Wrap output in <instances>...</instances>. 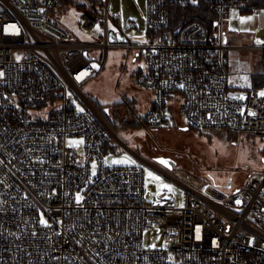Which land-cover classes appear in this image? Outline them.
Segmentation results:
<instances>
[{"label":"built area","instance_id":"obj_1","mask_svg":"<svg viewBox=\"0 0 264 264\" xmlns=\"http://www.w3.org/2000/svg\"><path fill=\"white\" fill-rule=\"evenodd\" d=\"M201 1L213 27H171L173 5ZM250 1L148 0L149 30H164L134 43L111 40L109 22L122 17L110 0H0V264H264V172L230 192L185 184L183 205L168 185L149 198L143 166L107 164L117 135L83 91L110 48H137L147 65L137 82L156 92L149 127L168 123L169 99L182 94L190 127L264 137V64L255 83L229 55L264 44L227 43L229 12L262 9ZM59 4L84 10L83 30L103 38L60 25Z\"/></svg>","mask_w":264,"mask_h":264},{"label":"rangeland","instance_id":"obj_2","mask_svg":"<svg viewBox=\"0 0 264 264\" xmlns=\"http://www.w3.org/2000/svg\"><path fill=\"white\" fill-rule=\"evenodd\" d=\"M90 1L99 5L101 0ZM261 8L257 12L235 8L228 13L229 45L264 44V7ZM148 9V0H110V10L121 15L122 26L111 19L109 27L116 31L125 30L131 42H148L156 35L149 31ZM83 12L77 6L65 8L59 4L56 21L84 40L102 39L99 27L94 35L83 30ZM247 17L252 19H242ZM104 23L102 20L101 24ZM139 52L137 48H110L101 71L83 86L86 95L110 107L111 128L117 137H111L106 145L107 164L143 166L149 189L147 196L153 197L161 187L168 185L181 205L188 192L185 184L204 190L211 183L230 192L251 174L264 172L263 136L249 131L234 134L226 129L209 131L190 127L182 109V94L169 99L168 123L156 128L142 124L139 117L149 112L156 92L137 82L140 71L147 70L146 59L139 57ZM229 53L233 64L250 66L255 83L262 81L258 71L264 64L263 51L231 48ZM127 99L136 108L138 124L130 123L135 117L131 112L133 106L124 102ZM163 157L173 160L174 165L161 161ZM230 178L232 187L227 188L225 185Z\"/></svg>","mask_w":264,"mask_h":264},{"label":"trees","instance_id":"obj_3","mask_svg":"<svg viewBox=\"0 0 264 264\" xmlns=\"http://www.w3.org/2000/svg\"><path fill=\"white\" fill-rule=\"evenodd\" d=\"M103 4V0L100 1V5ZM254 5H261V7H264V0H251L247 7H253ZM171 27L177 26L180 22H185L191 19H200L204 21L209 26L213 27L215 21H214V14L209 10L207 7V4L205 1H201L199 3H186V4H175L171 7ZM164 29H161L159 31L155 30H149L151 33L157 34L158 32H162ZM125 103H128L132 107V113L134 114L135 121H130V123L135 122L138 124V120L136 119V116L139 117L137 114L135 106L132 104V101L127 99L124 101ZM98 106L101 108L103 113L105 114L106 118L113 123V120L111 119V116L109 115V112L107 111L106 107L108 105H105L101 103L100 101L97 102ZM141 120V123L144 124L146 127H149L144 122V117H139ZM138 121V122H137Z\"/></svg>","mask_w":264,"mask_h":264},{"label":"water","instance_id":"obj_4","mask_svg":"<svg viewBox=\"0 0 264 264\" xmlns=\"http://www.w3.org/2000/svg\"><path fill=\"white\" fill-rule=\"evenodd\" d=\"M110 38L113 41H117V40L127 41L128 40V37L124 33L116 32L115 29L110 30ZM231 95L236 97V98L242 99V100H245L247 97L246 92H234L233 91V92H231ZM160 160L163 161L164 163H168L171 166L174 165V161L169 160V158L163 157V158H160ZM225 186L226 187H232V178H230L229 182Z\"/></svg>","mask_w":264,"mask_h":264},{"label":"snow or ice","instance_id":"obj_5","mask_svg":"<svg viewBox=\"0 0 264 264\" xmlns=\"http://www.w3.org/2000/svg\"><path fill=\"white\" fill-rule=\"evenodd\" d=\"M242 19H252L251 17H247V18H242ZM181 87H183V85H181ZM261 95H264V92L261 93ZM124 161H114V163H122ZM93 168L95 169V166H93ZM81 199V197L78 195L77 196V200L79 201ZM41 223H46V221H44L43 219H41Z\"/></svg>","mask_w":264,"mask_h":264},{"label":"crops","instance_id":"obj_6","mask_svg":"<svg viewBox=\"0 0 264 264\" xmlns=\"http://www.w3.org/2000/svg\"><path fill=\"white\" fill-rule=\"evenodd\" d=\"M152 106H153V104H152ZM152 106H151V107H152Z\"/></svg>","mask_w":264,"mask_h":264}]
</instances>
